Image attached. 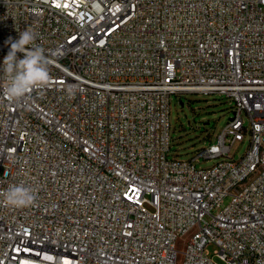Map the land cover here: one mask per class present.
Segmentation results:
<instances>
[{"label":"built area","instance_id":"1","mask_svg":"<svg viewBox=\"0 0 264 264\" xmlns=\"http://www.w3.org/2000/svg\"><path fill=\"white\" fill-rule=\"evenodd\" d=\"M26 29L50 81L0 88V264H177L189 235L184 264H264V0H0V65ZM186 94L234 105L187 161ZM20 184L35 201L7 204Z\"/></svg>","mask_w":264,"mask_h":264},{"label":"rangeland","instance_id":"2","mask_svg":"<svg viewBox=\"0 0 264 264\" xmlns=\"http://www.w3.org/2000/svg\"><path fill=\"white\" fill-rule=\"evenodd\" d=\"M183 103V105H181ZM233 103L222 95H196L186 94L173 96L171 101V156L179 153L182 160H190L191 155L209 143H216L218 136L232 118ZM245 127H249L245 117ZM250 133H247L244 143L232 149L236 160L245 156L250 147ZM217 161L206 162L201 160L197 168L207 169L214 166ZM228 201L226 202V204ZM191 235L179 241L177 246V264H184L185 243ZM211 257L217 252L213 245L207 248ZM217 264H224L219 257H214Z\"/></svg>","mask_w":264,"mask_h":264},{"label":"clouds","instance_id":"3","mask_svg":"<svg viewBox=\"0 0 264 264\" xmlns=\"http://www.w3.org/2000/svg\"><path fill=\"white\" fill-rule=\"evenodd\" d=\"M36 40L35 33L26 29L19 33L18 39L8 41L10 50L0 65V88L10 100L21 98L35 88H43L50 81L44 49ZM3 195L5 202L12 206H27L35 201L33 191L23 184L11 186Z\"/></svg>","mask_w":264,"mask_h":264},{"label":"water","instance_id":"4","mask_svg":"<svg viewBox=\"0 0 264 264\" xmlns=\"http://www.w3.org/2000/svg\"><path fill=\"white\" fill-rule=\"evenodd\" d=\"M181 105H183V103H181Z\"/></svg>","mask_w":264,"mask_h":264}]
</instances>
